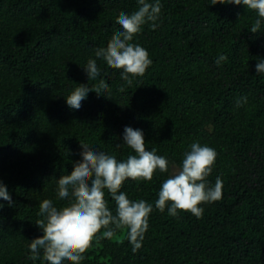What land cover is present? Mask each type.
Masks as SVG:
<instances>
[{"label":"trees","instance_id":"1","mask_svg":"<svg viewBox=\"0 0 264 264\" xmlns=\"http://www.w3.org/2000/svg\"><path fill=\"white\" fill-rule=\"evenodd\" d=\"M210 3L161 0L157 27L134 34L152 60L145 72L128 83L98 61L108 95L93 91L73 110L64 95L98 86L84 64L136 0H0V180L12 198H0V264H44L27 247L43 234L39 201L66 206L55 197L57 181L81 162L82 143L125 158L131 150L117 147L124 125L141 128L146 147L177 163L194 139L215 148L207 179L221 177L222 195L202 202L198 218L153 207L135 252L126 227L111 237L102 227L80 264H264V73L254 68L264 27L251 32L255 13L241 4ZM166 175L128 178L120 190L154 203ZM105 199L114 210L107 191Z\"/></svg>","mask_w":264,"mask_h":264},{"label":"clouds","instance_id":"2","mask_svg":"<svg viewBox=\"0 0 264 264\" xmlns=\"http://www.w3.org/2000/svg\"><path fill=\"white\" fill-rule=\"evenodd\" d=\"M137 7L130 12H122L117 20L121 26L107 47L97 48L96 57L85 63L84 71L91 81H100L98 86L84 84L64 95L67 105L73 110H82L83 104L95 91L108 95L110 85L102 79L103 71L98 61L119 69V76L128 83L135 76L142 75L152 63L148 51L135 42L134 34L142 25L157 27L161 11V0H136ZM241 4L255 13L254 22L248 29L257 32L264 27V0H211L210 4ZM226 56L221 53L215 58L220 64ZM256 73H264V57H258L254 65ZM99 98V96H98ZM246 97H239L240 104ZM117 147L125 146L131 151L125 158L82 143L81 162L76 163L70 175L57 181L55 197L67 202L61 210L54 201L43 198L39 201L35 223L43 234L29 240V255L43 256L44 264H80L84 250L90 240L103 227L101 235L111 237L116 229L127 228V239L135 252L142 244L148 217L153 207L159 211L167 209L171 216L178 210H187L197 218L203 214L202 202L218 200L222 195L223 181L217 175L213 181L207 179L212 171L216 150L198 139L192 140L184 150L182 158L176 160L159 154L156 148L145 146L144 132L139 127L124 125ZM154 171L166 172L156 190L154 203L143 198H130L120 190L126 179L150 180ZM105 191L114 201V210L108 206ZM0 198L12 202L7 185L0 180ZM3 203L0 202V207ZM99 238V237H97Z\"/></svg>","mask_w":264,"mask_h":264}]
</instances>
